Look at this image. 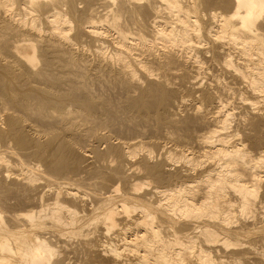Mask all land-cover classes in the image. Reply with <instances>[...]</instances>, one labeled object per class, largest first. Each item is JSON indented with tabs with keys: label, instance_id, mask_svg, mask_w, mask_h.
Here are the masks:
<instances>
[{
	"label": "bare ground",
	"instance_id": "6f19581e",
	"mask_svg": "<svg viewBox=\"0 0 264 264\" xmlns=\"http://www.w3.org/2000/svg\"><path fill=\"white\" fill-rule=\"evenodd\" d=\"M74 239L264 264V0H0V264Z\"/></svg>",
	"mask_w": 264,
	"mask_h": 264
},
{
	"label": "rangeland",
	"instance_id": "374dc122",
	"mask_svg": "<svg viewBox=\"0 0 264 264\" xmlns=\"http://www.w3.org/2000/svg\"><path fill=\"white\" fill-rule=\"evenodd\" d=\"M83 45H84V44H83ZM84 46H86V45H84ZM217 68H218L219 70H221L219 67H216V68L213 67V69H215V70H213L212 68H210V70H209V71L207 70V71H208V73H211V71H212V73H217V72H215ZM211 69H212V70H211ZM219 70H218V71H219ZM207 71H206V73H207ZM213 71H214V72H213ZM208 73L205 74V75H206V77H205L206 79L203 77V76H205L204 73L201 74L202 76L200 75V76L202 77L201 79H202L203 81H204V79H205V81H208V80H209L208 77H209L210 75H209ZM212 73H211V74H212ZM219 73H221L220 75L223 74L222 71H219ZM207 75H208V76H207ZM222 77H224V76H222ZM222 77H221V78H222ZM203 78H204V79H203ZM221 78H220V79H221ZM207 79H208V80H207ZM205 81H204V82H205ZM205 84H207V83L205 82ZM188 98H189V97H188ZM190 98H191V97H190ZM189 101H190V100H189ZM188 109H190V108H188ZM234 117H235L236 119H235L234 121L232 120V122H233V123H236L235 121H237L238 116L236 115V116H234ZM156 150H157V149H156ZM176 158H177V162H176V159H175V158H174L173 160H175V161H174L175 164H178V162H180V161H178V157H176ZM173 160H172V161H173ZM180 163H181V162H180ZM154 183H155V182L151 181V182H150V185H154ZM148 186H149V185H148ZM165 224H167V223H165ZM165 224L163 223V225H165ZM75 240L77 241L78 239H74V240H73V242H74L75 244H74V243H72V245L70 244V245H69V246H71L70 249H72V247H73L74 245H76V246L78 247L77 244H80L79 241H77V243H76ZM117 242L120 243L119 241H117ZM81 245H82V246H81ZM76 246L73 247L74 250H76V251H73V249H72V251L70 250V252L68 253V256H69L70 259H71L70 264H81V263L83 264V262H84V264H86V262H88V264H92V263H93V264H94V263L99 264V262H100L99 260H100V259H101V262H102V259H103V262H104V261H105V262H106V261H109V264H114L113 261H112V262L110 261V257H108V256H105V257H106V258H105L106 260H105L104 257H102V256H99V255L94 256L93 254H91V252L88 253V252H86V250H82V249H80V248H84V249H86V247H85L83 244H80V245H79V248H77ZM80 246H81V247H80ZM232 246H233V245H232ZM75 248H76V249H75ZM229 248H232V247L229 246ZM237 248H241V246H238ZM237 248H236V249H237ZM220 250H222V249H220ZM231 250H232V249H231ZM229 251H230V250H229ZM222 252H223V251H222ZM222 252H221V254H222ZM224 253H225V252H224ZM75 254H76V255H75ZM86 254H89L90 257H88V255H86ZM130 254H131L130 251H129V252H125L124 254L121 255L122 257L120 256L121 258H119V259L122 260V262H125V261H127V260H129V262H130V259L136 261L135 258H137L136 256H138V255L132 253V254H131V255H133V258H132V256H131ZM91 255H92V256H91ZM128 255H130V256H128ZM83 256L86 257V259H88V260H86L85 258H83ZM98 256L101 257V258H99ZM243 256H246V255H243ZM243 256H242V257H243ZM248 256H249V255H248ZM71 257H72V258H71ZM73 257H74V258H73ZM95 257H97V258H96V261H98V262L95 261ZM123 257H124V258H123ZM126 257H127V259H126ZM128 257H129V259H128ZM130 257H131V258H130ZM93 258H94V259H93ZM107 258H109V260H108ZM122 258H123V259H122ZM70 259H69V260H70ZM90 259H91V260H90ZM97 259H98V260H97ZM82 260H84V261H82ZM89 260H90V262H89ZM123 260H124V261H123ZM132 260H131V262H132ZM228 260H229V259H228ZM247 260H250L249 257L247 258ZM85 261H86V262H85ZM91 261H92V262H91ZM134 261H133V262H134ZM244 261H245V258H244L243 261H240V262H241V263H242V262L244 263ZM127 262H128V261H127ZM245 262H246V261H245ZM246 263H249V264H250L249 261L246 262ZM106 264H108V262H107ZM229 264H230V263H229Z\"/></svg>",
	"mask_w": 264,
	"mask_h": 264
}]
</instances>
